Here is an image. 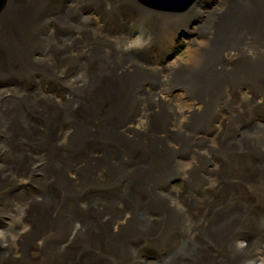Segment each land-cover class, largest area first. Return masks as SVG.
Here are the masks:
<instances>
[{
  "label": "bare ground",
  "instance_id": "bare-ground-1",
  "mask_svg": "<svg viewBox=\"0 0 264 264\" xmlns=\"http://www.w3.org/2000/svg\"><path fill=\"white\" fill-rule=\"evenodd\" d=\"M0 264H264V0H6Z\"/></svg>",
  "mask_w": 264,
  "mask_h": 264
},
{
  "label": "water",
  "instance_id": "water-1",
  "mask_svg": "<svg viewBox=\"0 0 264 264\" xmlns=\"http://www.w3.org/2000/svg\"><path fill=\"white\" fill-rule=\"evenodd\" d=\"M196 0H142L147 4H154L170 10H185ZM6 0H0V12L4 8Z\"/></svg>",
  "mask_w": 264,
  "mask_h": 264
},
{
  "label": "rangeland",
  "instance_id": "rangeland-1",
  "mask_svg": "<svg viewBox=\"0 0 264 264\" xmlns=\"http://www.w3.org/2000/svg\"><path fill=\"white\" fill-rule=\"evenodd\" d=\"M139 35H140V33H137V34L135 35V37L137 38ZM186 40H187V39H185L184 37H181V38L179 39L180 44H179V47L177 48V52H175L173 55H170L169 59H170V58L172 59V58H174V57L179 56V53H181L182 50H184V49L188 46V42H187ZM180 46H181V48H180ZM178 188H180V185H179Z\"/></svg>",
  "mask_w": 264,
  "mask_h": 264
}]
</instances>
